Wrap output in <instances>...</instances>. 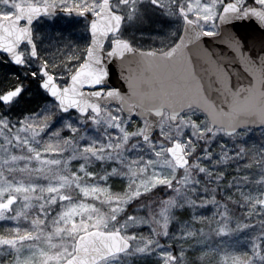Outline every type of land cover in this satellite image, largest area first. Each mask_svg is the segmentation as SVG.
Here are the masks:
<instances>
[{
    "label": "snow or ice",
    "instance_id": "1",
    "mask_svg": "<svg viewBox=\"0 0 264 264\" xmlns=\"http://www.w3.org/2000/svg\"><path fill=\"white\" fill-rule=\"evenodd\" d=\"M0 264H264V0H0Z\"/></svg>",
    "mask_w": 264,
    "mask_h": 264
},
{
    "label": "trees",
    "instance_id": "2",
    "mask_svg": "<svg viewBox=\"0 0 264 264\" xmlns=\"http://www.w3.org/2000/svg\"><path fill=\"white\" fill-rule=\"evenodd\" d=\"M57 27H59V26H57ZM50 31H51V33H52V36H51V39H52V40L55 41V40H57V39H61L60 37H57V36L55 35V31H56L55 28L51 29ZM67 37H68V33L65 32L63 38H67Z\"/></svg>",
    "mask_w": 264,
    "mask_h": 264
},
{
    "label": "water",
    "instance_id": "3",
    "mask_svg": "<svg viewBox=\"0 0 264 264\" xmlns=\"http://www.w3.org/2000/svg\"><path fill=\"white\" fill-rule=\"evenodd\" d=\"M125 88H126V86H125Z\"/></svg>",
    "mask_w": 264,
    "mask_h": 264
}]
</instances>
